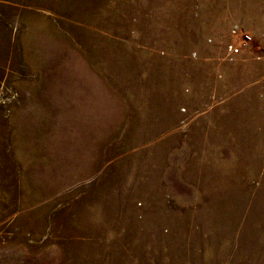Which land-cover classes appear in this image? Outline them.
<instances>
[{
    "label": "rangeland",
    "instance_id": "obj_1",
    "mask_svg": "<svg viewBox=\"0 0 264 264\" xmlns=\"http://www.w3.org/2000/svg\"><path fill=\"white\" fill-rule=\"evenodd\" d=\"M0 264H264V0H0Z\"/></svg>",
    "mask_w": 264,
    "mask_h": 264
}]
</instances>
